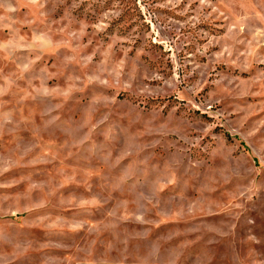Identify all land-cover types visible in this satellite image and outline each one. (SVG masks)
I'll use <instances>...</instances> for the list:
<instances>
[{"label": "rangeland", "instance_id": "1", "mask_svg": "<svg viewBox=\"0 0 264 264\" xmlns=\"http://www.w3.org/2000/svg\"><path fill=\"white\" fill-rule=\"evenodd\" d=\"M0 264H264V0H0Z\"/></svg>", "mask_w": 264, "mask_h": 264}]
</instances>
